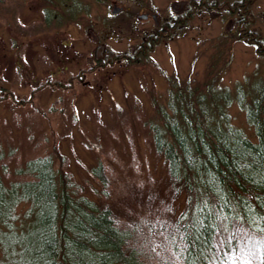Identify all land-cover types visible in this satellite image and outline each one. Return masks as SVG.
<instances>
[{
  "label": "rangeland",
  "instance_id": "rangeland-1",
  "mask_svg": "<svg viewBox=\"0 0 264 264\" xmlns=\"http://www.w3.org/2000/svg\"><path fill=\"white\" fill-rule=\"evenodd\" d=\"M189 1L76 0L70 11L71 0L52 8L47 0H35L31 3L33 13L25 4L17 6L12 2L8 16L19 14L26 18L32 14L36 40L42 45L30 48L31 60L45 59L52 79L58 78L52 76L58 66L57 54L66 51L63 63L69 68L63 80L70 86V77L79 73L76 58L85 70L91 67L88 60L94 57V36L106 51L118 55L131 53L145 35L156 29L152 17L144 19L140 14L156 13L165 21L186 12ZM253 1L257 22L249 27L264 40V0ZM114 4L121 7L117 13H112ZM237 16L238 13L226 11L196 12L185 25L156 43L148 57L139 62L105 60L104 66L95 68L83 83L76 80L65 91L52 87L31 96L29 92H20L15 97L28 101L25 109L0 104L3 160L15 165L50 154L56 167L70 176L73 187L81 190L103 188L102 182L91 174V169L101 162L108 192L103 199L121 224L135 228L133 241L142 257L151 264H178L165 227L183 203L178 198L169 200L171 182L163 157L153 147L150 123L159 121L157 108L168 101L166 76L202 80L208 75L211 59L218 51V38L223 34L227 35L229 46L222 48L223 53H216L219 83L234 89L236 83H245L246 78L250 84L259 75L264 76V54L246 38H239L234 26ZM62 41L66 45L60 44ZM12 49L8 46L9 57ZM8 71V75L15 76L13 66ZM48 75L45 69L44 77ZM10 102L13 101H6ZM231 112L233 121L251 133L237 104L232 105ZM233 258L229 264H253L252 257L245 253L240 258L237 253Z\"/></svg>",
  "mask_w": 264,
  "mask_h": 264
},
{
  "label": "trees",
  "instance_id": "trees-1",
  "mask_svg": "<svg viewBox=\"0 0 264 264\" xmlns=\"http://www.w3.org/2000/svg\"><path fill=\"white\" fill-rule=\"evenodd\" d=\"M47 1L52 8L69 0ZM230 1L208 3L234 14L226 8ZM197 10L191 5L162 25L175 19V29L181 27ZM252 33L245 37L264 54V40ZM218 39L216 53H223L227 35ZM216 53L202 80L166 76L168 101L157 108L159 121L150 123L153 147L171 182L169 200L183 203L165 227L166 238L178 264H229L237 253L264 264V76L250 84L246 78L234 89L222 85ZM105 56L110 63L120 57L109 50ZM233 104L244 112L251 133L233 121ZM4 155L0 151V264H151L135 246V228L121 224L103 199L108 192L101 162L91 174L103 188L81 190L50 154L15 165Z\"/></svg>",
  "mask_w": 264,
  "mask_h": 264
},
{
  "label": "flooded vegetation",
  "instance_id": "flooded-vegetation-1",
  "mask_svg": "<svg viewBox=\"0 0 264 264\" xmlns=\"http://www.w3.org/2000/svg\"><path fill=\"white\" fill-rule=\"evenodd\" d=\"M12 2L17 6H19V3L25 4L29 12L32 11L33 13V10L31 9V3H35V0H0V12H2V14H0V52L2 53V56L0 57V104H4V106H7L8 108L10 107L11 109H25L26 106L29 105L27 103L28 101L25 99H16L15 97L17 95H21L20 92H29L28 94L31 96L35 93L50 91L52 87L53 89H59V91H65L69 88H72L76 80H79L80 83H83L87 76L92 74L95 68L104 66L106 63L105 60H112L111 57L105 56L106 49L100 57L95 56V49L100 42H98V39L96 40L93 37L97 43L95 49L93 50L94 57H92V59L89 58L88 60L89 63L91 62L90 69L85 70L83 67H81L82 62L76 58L75 68L78 69L79 73L76 76L70 77L71 85L67 86L66 81L63 79L65 78L69 66L66 63H63L64 57H62L64 54H66V51H59L57 54L58 66L52 72V76L54 77L56 75L58 78L52 79L50 77L49 65L45 63V59H42L41 62L37 60L35 61L36 63L31 60L33 52L30 48L33 46L35 47V45H42L41 43H38V39L36 40L35 24L32 22L34 19H31L32 14H30V17L27 15L26 18L19 14L16 15V17H9L8 5ZM230 2H232V4H229L226 8L232 9L234 13H238L236 19L240 21V23H238V28L241 30V36L246 38V32H248V34H253L252 32L256 30L250 28L252 32L249 31L244 23L246 22L247 24H253L257 22L253 7L254 1L232 0ZM191 5H193L194 8H196V6L199 7L200 10H197V12L205 11L213 14H220L221 12L225 11L220 9L219 5H212L211 3H208V0H202V3L199 2V0H194L192 2L189 1L187 10H189ZM44 13V18H47V13ZM152 14L153 13H148L147 18L152 17ZM236 19L234 21L235 27L237 26ZM161 21L162 20H159L157 23L155 22L156 29L152 32V34L150 33L151 36H144L143 42L139 45V47L132 50V55H130L128 52L119 54L118 56L120 57L116 61L130 62L139 59L140 52H146V49L149 47H154L151 45L152 42H160L163 38H165V36L171 35V33L175 31V27L178 24L175 19H172L171 23H167L165 25H162ZM246 39L248 42H250L248 38ZM45 43L46 41L44 44ZM60 44L66 45V43L63 41ZM8 46L11 48L13 47L11 50V57H9L7 53ZM262 47H264V45ZM61 62L63 65H60ZM11 66L14 68L13 74L15 76L8 75L11 74L8 71ZM45 69L49 72L47 78H45ZM17 74L19 75L18 79H16ZM9 99H11L13 102L6 103V101H9Z\"/></svg>",
  "mask_w": 264,
  "mask_h": 264
},
{
  "label": "water",
  "instance_id": "water-1",
  "mask_svg": "<svg viewBox=\"0 0 264 264\" xmlns=\"http://www.w3.org/2000/svg\"><path fill=\"white\" fill-rule=\"evenodd\" d=\"M120 9H121L120 6H118L117 4H114L113 9H112V13H117L120 11ZM140 17L145 19L148 17V13H142V14H140ZM152 17L155 20V22H159V17L156 13H153ZM90 33H92V31ZM94 38L97 40L96 36H94ZM103 53H104V45L99 43L95 49V56L100 57Z\"/></svg>",
  "mask_w": 264,
  "mask_h": 264
}]
</instances>
